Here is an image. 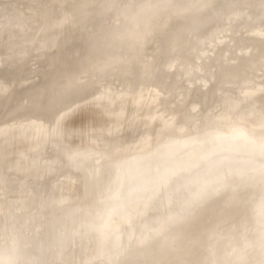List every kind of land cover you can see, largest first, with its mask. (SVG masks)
<instances>
[{
  "label": "bare ground",
  "instance_id": "bare-ground-1",
  "mask_svg": "<svg viewBox=\"0 0 264 264\" xmlns=\"http://www.w3.org/2000/svg\"><path fill=\"white\" fill-rule=\"evenodd\" d=\"M165 3L169 9L175 7V4L169 6L174 1ZM195 3L194 0H184V6L176 7V14H183L174 16L173 26L189 28L198 40L194 47L201 43V50L208 51L211 32L205 35L203 32L219 20L210 8L196 9ZM244 6L242 3L238 8ZM152 8L153 4L149 8L145 6L142 20ZM232 14H227L226 21H240L246 15ZM183 21L190 24H183ZM191 23L194 28H191ZM231 31L225 34L226 44L229 39L237 38L238 32L232 28ZM255 38L252 32L250 39L254 43L257 41ZM224 48L219 46L216 50ZM171 64L172 67L168 66ZM171 64L166 65L168 69L174 68L181 74L188 72L179 63ZM237 67L232 66V69L236 71ZM254 67L245 69L244 73L255 71ZM235 81L241 87L244 84L240 78ZM216 84L211 82V87L215 89ZM247 86L245 92L252 97L254 107L244 116L252 119L254 123L251 125L234 121L225 127L219 123L213 125V116L212 120L207 118L204 128L193 130L190 122L188 129L185 121L193 118L197 109L194 104L196 107L205 103L211 105L206 96L196 94L188 102L189 108L183 117L185 121L177 120L174 114H159L158 118L167 122L166 132L160 137L156 127H149L157 117L152 110L161 109L160 102L150 108L142 95L148 88L144 86V91L138 93L122 92L125 96H119L120 91L115 94L119 96H115L117 99L109 98V103L102 100L104 95H98L95 101L101 108L63 113L54 129L48 122L32 120L31 124L26 121L17 127L0 130V161L24 176L30 175L33 169L29 162L31 153L47 144L50 138H69L77 146L82 142L80 134L74 138L63 130L66 127L77 130L89 121L93 133L87 135L88 145L100 144L103 137L106 138L105 145L114 148L129 144V141L118 144L113 140L122 132L139 130V136L142 135V141L133 146L134 150L108 149L109 157L94 172L90 169L74 174L77 190L74 198L62 199L55 204L38 200L32 221L39 224L38 229L44 238L40 240V246L49 243L42 254L38 247L32 245L38 239L33 229L25 245L20 243L19 236H11L10 232H15V227L4 229L7 241L6 245H1L0 241V264H58L65 253L69 254L64 264H202L205 261L207 264H264V208L261 205L264 206V88L258 91L256 87L257 92H253L250 88H254ZM235 87L232 83L221 88L234 91ZM153 88L155 92L160 90V86ZM186 88V93H189L190 86ZM109 93L105 97H111ZM218 99V106L223 107L222 99ZM134 116L140 118L130 124ZM221 118L219 115L218 119ZM170 123L175 124L170 126ZM64 159L63 153L52 155L51 165L58 168ZM247 200L252 202L251 206L247 205ZM227 201H233L234 205L244 209L228 223L229 233L235 232L236 228L241 229L229 242H224L216 238L220 211ZM22 209L24 213L19 220L24 219L25 213L31 209L30 201L25 202ZM248 218L252 220L250 223ZM65 242L67 245L61 248ZM199 247L203 249L195 251Z\"/></svg>",
  "mask_w": 264,
  "mask_h": 264
},
{
  "label": "rangeland",
  "instance_id": "rangeland-1",
  "mask_svg": "<svg viewBox=\"0 0 264 264\" xmlns=\"http://www.w3.org/2000/svg\"><path fill=\"white\" fill-rule=\"evenodd\" d=\"M165 2L166 0H156L155 2L152 0H58V2L57 0H0V35L3 33L0 36V103H2L0 105H2L1 110L4 111L0 118V130L17 127L26 121L31 124L32 120L48 122L49 126L54 129L58 117L63 113L66 114L72 110L78 112L87 108H101L95 101L98 95H104V97L101 96L102 100L104 103L105 101L109 103L112 96L115 99V96L117 98L120 95L125 96L123 93H138L144 89V86L149 89H145L146 93L143 90L142 94L149 102L148 106L151 108L152 105H157V101L160 102L161 109L154 108V111L152 110L153 115L157 114V117L155 116V120L149 125L150 128L158 129L160 137L166 132L167 122L159 119V114L161 112L164 116L165 113L174 114L177 116V120H183L189 108L188 102L191 96L196 94L206 96L211 105L205 103L206 105L200 104L196 107L194 104L197 109L193 118L190 121L183 120L188 129L190 122L193 130L204 128L207 118L210 117L212 120L213 116L215 121L213 119L212 124L219 123L224 127L232 121L247 125L254 123L252 119L244 116L254 107L252 97L248 95V92V94L245 92V88L250 85L255 89L250 88V91L253 92H257L256 87L258 91L259 88L261 90L264 88L262 87V85L264 86V0H226L225 5L229 3L230 8L225 13L222 12L221 15L215 14L219 21L214 22L215 24L212 23L203 32L204 35L211 32L210 42L208 41L210 50L208 51L201 50V43L194 47V43L198 40L194 38L189 28L180 29V26H173L175 18L173 15L177 13L176 7L184 6V0H177L179 4L170 9ZM194 3L196 9L207 10L211 8L213 0H194ZM242 3L245 6L238 8ZM152 4L151 13L142 20V10L145 6L146 8L151 7ZM58 8L62 9L60 13H57ZM228 13H233L234 16H241L243 13L246 15L240 21L228 22L226 21ZM184 23L190 24L186 21H183ZM178 24L176 22V25ZM99 26L100 28L97 30ZM191 28H194L192 23ZM231 28L234 32H238V35L236 40L231 38L226 44L224 43L226 41L225 34L227 31L232 33ZM252 32L257 37L255 43L250 39ZM57 40L65 44L60 49V53L71 49L78 51L82 49L85 52L86 48H90V52L94 49V45L96 51L83 60L84 66L81 65L80 70L74 75L64 76L59 82L52 79L50 81L52 83H48V80L44 79L46 84L40 82L30 88L22 86L17 92L11 91L12 93H6L2 97L7 88L14 85L12 83L17 77L16 71L9 69L12 63L16 61L25 67L27 63L32 62V56L35 54L40 53L44 56L49 52L54 53ZM219 46L225 47V50L217 51ZM58 57L54 63L60 64L61 57L59 59ZM210 60L212 62L208 63ZM171 63H174V66L179 63L188 72L181 74L174 68L168 69V66H173ZM75 64L76 60L67 61V66ZM254 65L256 70L260 67V72L257 70L259 73L256 70L244 73L245 69ZM232 66H238V69L235 71ZM57 68L51 69L47 66L45 71L53 74ZM187 73H189L188 76ZM237 78L242 79L244 81L242 87L245 84L246 87L242 88L235 81ZM213 81L217 83L215 89L211 87ZM232 83L236 85L234 91L229 89L224 91L221 88L225 84ZM250 83H255L258 86ZM153 86L156 88L160 86V90L155 92L156 89ZM185 86H190L189 93H186L188 89ZM109 88L113 91H109ZM71 91L75 94L79 93L78 99L59 104L45 114L39 112L43 99L41 97L49 96V99L58 100L62 95ZM246 91L248 90L246 89ZM105 92H110L109 96L111 97H105L108 94ZM116 93L119 96L115 95ZM152 98L154 99L152 100ZM218 98L222 99L223 107L218 106ZM80 101L83 103H79ZM3 107L9 109L4 110ZM219 115L222 116L220 120L218 119ZM139 118V116H134L130 120V124ZM87 124L77 130L71 127L63 129L65 132L71 133L74 138L80 134L82 142L78 146L74 145L69 138L54 136L47 141V144L33 151L29 158L33 169L28 176L16 173L9 169L4 161H0L1 245H6L5 230L10 226L15 227V232H10L11 236L15 238L19 236L20 243L24 245L28 244L29 234L33 229L38 239H35L32 245L38 247L42 254L45 250L44 247H47L49 243H46V246H40L39 242L44 238L40 234L41 230L38 229L39 224L35 225L32 221L36 215L35 207L38 200L44 199L55 204L62 199L74 198L77 191L74 174L90 169L94 172L98 165L109 157L108 149L132 151L134 150L133 146H137L142 141L139 130L136 132L127 130L113 138L118 144H125L129 141V144H125L121 148L105 145L106 138L103 137L105 142L88 145L86 139L93 133V128L89 121ZM174 124L170 123V126H174ZM113 145L115 146V144ZM61 153L66 156L63 164L58 168L51 165V156ZM29 201L31 209L25 213L24 219L19 220L24 213L22 205ZM247 202L248 206L252 205L249 200ZM261 205L264 208L263 204ZM241 209L244 208L234 205L233 201H227L220 211L216 240L229 242L241 229L236 228L235 232H228L229 221L233 220L237 214L239 215ZM26 217L27 219H25ZM248 220V223L252 221L249 218ZM219 233L221 234L219 235ZM220 236L225 239H221ZM66 245L67 242L62 243L61 248ZM201 248L203 249V247H199L195 251ZM4 249L6 250V247ZM68 254L62 255L58 264H64ZM207 263L205 261L202 264Z\"/></svg>",
  "mask_w": 264,
  "mask_h": 264
},
{
  "label": "water",
  "instance_id": "water-1",
  "mask_svg": "<svg viewBox=\"0 0 264 264\" xmlns=\"http://www.w3.org/2000/svg\"><path fill=\"white\" fill-rule=\"evenodd\" d=\"M168 2V4H170V1H174L173 4L171 5H177L179 3H177V0H166ZM58 2V0H57ZM228 6V7H227ZM230 8L229 3L227 5H225L224 0H214L210 10L211 13L214 14H222V12H226L228 9ZM3 11V9H2ZM62 11L61 8L57 9V13H60ZM223 13V14H224ZM179 14H183V13H179ZM179 14H176L177 16H179ZM173 15V16H176ZM101 26V25H100ZM100 26L97 28V30H99ZM68 39V38H67ZM65 44H62L61 42L56 43V51L54 53H46V55H40L39 54H35L34 56H32V62L31 63H27L24 67V65H20L18 63L13 62L12 65L10 66V70L13 69L16 71L17 73V77L15 79V82L12 83L14 85L10 86L9 88H7L6 92L3 93L2 97L4 96V94H8V93H12V92H17V90H20L22 88V86H28V88L30 87H35L38 83L41 82V84H46L44 83V79L48 80V83H52L50 82L52 79H55L53 81L55 82H59L64 76H70V75H74L76 74L77 71L80 70L81 65H83V60L89 56L90 54L94 53L96 51V48L94 47V49H92L89 52L90 48H86L85 52L84 50H80L78 51L77 49L73 50L71 49L70 51L68 50H64L63 52L60 53V49L64 46ZM67 45V44H66ZM60 53V54H59ZM60 55V56H59ZM61 57L60 60V64H58L57 62H55L57 57ZM58 57V59H59ZM74 58V59H73ZM70 60H76V64L73 66H67V61L70 62ZM74 63V62H73ZM71 63V64H73ZM58 64V65H57ZM60 65V66H59ZM27 66V67H26ZM50 67L51 69H55L59 66V69L57 68L56 71L52 73H49V71H45L46 68ZM84 66V65H83ZM44 67V68H43ZM12 91V92H11ZM30 93V91H29ZM32 94L33 91H32ZM49 94V93H48ZM79 93L75 94V92L71 91V92H67L65 95H62V97H60L61 99L58 100H52L49 99V96H45V97H41V107L40 109V113L45 114L46 112L50 111L52 108L58 106L59 104H65L66 102H72L75 99H78ZM42 96V94H40ZM31 100V98H30ZM79 103H83V101H80ZM2 104V103H0ZM2 105H0V118L3 116V110ZM4 110H8L9 108L7 107V109H5V107H3Z\"/></svg>",
  "mask_w": 264,
  "mask_h": 264
}]
</instances>
